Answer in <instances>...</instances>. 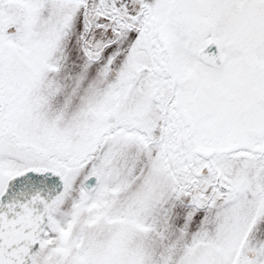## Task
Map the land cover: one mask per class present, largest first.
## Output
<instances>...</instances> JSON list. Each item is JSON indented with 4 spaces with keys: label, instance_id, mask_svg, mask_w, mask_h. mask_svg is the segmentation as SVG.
<instances>
[{
    "label": "snow or ice",
    "instance_id": "obj_1",
    "mask_svg": "<svg viewBox=\"0 0 264 264\" xmlns=\"http://www.w3.org/2000/svg\"><path fill=\"white\" fill-rule=\"evenodd\" d=\"M0 264H264V0H0Z\"/></svg>",
    "mask_w": 264,
    "mask_h": 264
}]
</instances>
